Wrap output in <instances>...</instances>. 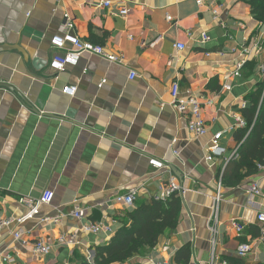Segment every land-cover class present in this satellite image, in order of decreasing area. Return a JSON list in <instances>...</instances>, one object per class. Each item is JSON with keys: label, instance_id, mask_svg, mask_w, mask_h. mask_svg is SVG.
I'll list each match as a JSON object with an SVG mask.
<instances>
[{"label": "crops", "instance_id": "crops-1", "mask_svg": "<svg viewBox=\"0 0 264 264\" xmlns=\"http://www.w3.org/2000/svg\"><path fill=\"white\" fill-rule=\"evenodd\" d=\"M106 1L110 6H101ZM66 14L75 23L70 33L122 55V62L84 53L78 65L52 69L60 50L51 40ZM263 61L264 21L254 17L251 0L202 6L197 0H0V83L12 86L0 87V219L27 214L21 198L54 192L51 204L23 224L20 240L14 226L1 230L0 264H78L77 255L93 264L94 248L122 226L127 209L114 198L132 187L140 189L136 202L154 198L172 177L187 189L178 227L125 264H179L175 253L188 243L189 264H212L214 255L215 264H263L257 214L264 211V171L232 188L218 177L239 147L237 117L262 80ZM241 62V74L225 89L224 76ZM177 80L183 95L200 99L205 136L192 134L172 106ZM68 85L77 86L75 96L63 92ZM218 132L227 152L209 159ZM151 158L169 167L157 170ZM253 183L261 195L248 192ZM77 206L85 217L72 214ZM233 220L246 225L241 235ZM93 222L103 225L101 233L86 230ZM61 237L73 242L63 245ZM41 240L49 247L45 255L35 251ZM246 242L253 247L242 258L237 251ZM6 255L13 260L4 261Z\"/></svg>", "mask_w": 264, "mask_h": 264}, {"label": "built area", "instance_id": "built-area-1", "mask_svg": "<svg viewBox=\"0 0 264 264\" xmlns=\"http://www.w3.org/2000/svg\"><path fill=\"white\" fill-rule=\"evenodd\" d=\"M66 1V0H62ZM207 0H197L199 5H203ZM111 2L106 1L101 4V6H110ZM121 15H127L129 13V9L127 7H122L119 12ZM216 13V11H215ZM169 20H172L171 17H168ZM75 28L74 19L71 18L69 14L65 15V22L60 26L59 31L60 33L55 34L52 37L51 43L52 45L60 50L56 53L51 62L50 66L52 69L56 70L57 72L65 70L67 66H76L78 65L81 56L84 53H89L93 55H98L102 57H106L111 62H118L121 63L123 60V56L120 54L108 52L105 49V46L93 43L87 40L80 38L77 35H73L70 33ZM203 40H209V36L207 33L202 34ZM176 48L179 50H183L185 48L184 44H177ZM243 63H239L237 65V69L233 73H228L224 76L225 84L224 88L227 90L232 89V85L230 83V79L232 76H239L241 73ZM260 72L264 77V61L260 66ZM137 73L135 71L131 72L130 78H135ZM77 86L75 85H68L63 88V92L69 96H75L77 93ZM171 95H172V106L181 113L186 121H187V128L188 130L196 135V136H205L208 133V125L203 115V106L200 99L197 96L192 94H188L187 96L183 95L181 92L180 82L174 81L171 86ZM237 121L240 126H245V120L238 116ZM223 137V132H218L213 135L211 138V146L209 148V159L214 157H221L226 154L227 149L225 146L221 144V140ZM238 148L234 151L231 158L236 154ZM150 164L154 166L157 170H162L169 167L163 160H159L157 158H151ZM259 171H264V165L259 166ZM220 188L221 183H219V190L216 196V204L220 202ZM187 189L183 188L178 181H176L175 177H172L168 185H166L162 192L155 196L156 199L166 200L169 198L173 193L179 192L182 196L185 195ZM140 189L138 187L130 188L126 193L120 194L114 198V201L117 204L124 206L126 209L133 208L136 204L137 197L139 195ZM248 192L254 195H261L262 190L257 183H253L249 186ZM54 198V192L52 190H44L42 196L38 200H33L31 198L23 197L20 199L22 203H24L29 211L27 214L19 216V217H9L0 219V232L5 228L15 227L13 230V235L15 239L20 240L24 234L22 230L23 224L29 220L34 218L40 212L41 205L44 204H51ZM72 214L81 219L85 217L86 212L85 209L80 208L77 206ZM50 220V218H44L43 221ZM257 220L261 223L260 227V235L259 239L264 241V211H260L257 214ZM232 227L236 230L238 234H242L246 228L244 222L240 220H233ZM86 230L91 233L99 234L103 231V225L98 222H93L86 226ZM214 233H216V229H212ZM60 243L65 245L68 243H72L73 240L67 241L65 237H61L59 239ZM252 244L251 243H241L238 248V255L240 257H246L252 251ZM35 251L37 254L45 255L49 252L48 245L43 241H38L35 245ZM4 261L10 262L13 260L12 256L6 255L3 257ZM217 258L213 257L212 264L216 263ZM157 264H175L171 261H160ZM217 264H231L227 260H218ZM264 264V263H263Z\"/></svg>", "mask_w": 264, "mask_h": 264}, {"label": "trees", "instance_id": "trees-1", "mask_svg": "<svg viewBox=\"0 0 264 264\" xmlns=\"http://www.w3.org/2000/svg\"><path fill=\"white\" fill-rule=\"evenodd\" d=\"M251 6L254 17L264 21V0H251ZM248 100L250 104L239 110L246 125L235 132L238 150L218 173L224 187L240 186L264 165V77L249 93ZM183 205L184 197L179 192L166 200L154 197L137 201L133 208L125 210L122 226L109 243L94 248L93 264H125L154 248L166 231L178 227ZM191 255V244H185L175 253L174 261L189 264ZM77 259L78 264H91L84 256L77 255Z\"/></svg>", "mask_w": 264, "mask_h": 264}, {"label": "water", "instance_id": "water-1", "mask_svg": "<svg viewBox=\"0 0 264 264\" xmlns=\"http://www.w3.org/2000/svg\"><path fill=\"white\" fill-rule=\"evenodd\" d=\"M0 87H6V88H12V86L9 84V83H6V82H2V83H0ZM68 116H70V115H68Z\"/></svg>", "mask_w": 264, "mask_h": 264}]
</instances>
